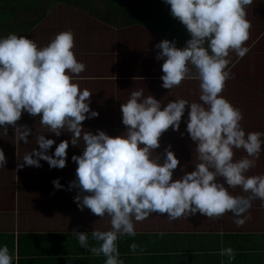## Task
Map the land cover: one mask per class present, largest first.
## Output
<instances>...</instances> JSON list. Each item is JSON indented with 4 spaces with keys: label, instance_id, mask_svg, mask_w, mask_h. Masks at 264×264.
Masks as SVG:
<instances>
[{
    "label": "clouds",
    "instance_id": "1",
    "mask_svg": "<svg viewBox=\"0 0 264 264\" xmlns=\"http://www.w3.org/2000/svg\"><path fill=\"white\" fill-rule=\"evenodd\" d=\"M164 2L191 38L182 49L167 39L155 45L159 50L156 59L164 61L162 87L172 89L186 79L197 80L200 102L179 98L162 108L152 95L132 91L120 106L126 131L115 137L102 130L93 134L82 127L83 121L99 113L90 110L92 93L74 82L83 79L80 74L86 65L74 54V33L70 29L57 33L43 47L15 33L0 38V126L5 130L12 126L17 140L28 143L31 129L17 126L23 111L39 116L41 125L57 137L66 130L73 146L82 139V155L72 156L78 166L69 190L79 188L74 197L78 208L83 211L87 207L100 218L107 215L111 227L91 231L94 246L89 243V233L78 229L71 233L91 255H103L104 264H124L116 243L118 237H134L133 221L142 222L153 213L167 214V219L174 221L197 213L219 219L230 212L237 217L234 223L239 227L251 219L245 214L254 200L259 199L264 206V174L247 175L260 157L264 132L246 133L240 123L241 110L220 95L225 82L234 79L229 54L242 59L249 51L244 46L251 29L246 8L253 0ZM186 105L190 109L186 131L195 144L198 163L194 171L173 180L180 162L171 145L164 149L163 162L153 152L160 147L164 132L170 127L179 130ZM36 143L39 150L26 153L18 169L25 165L40 167V160L51 168L66 166L68 140L55 147L54 155L47 153L55 140L40 135ZM234 149H243L247 155L234 160ZM6 163L0 149V167ZM221 177L223 182H218ZM52 183L55 189L62 188L59 179ZM237 187L248 195L231 194L229 188ZM137 248L136 243L130 245L133 254H137ZM218 255L227 257V264L236 258L231 247H222ZM17 259L7 245L0 247V264H14ZM221 264L226 262L222 259Z\"/></svg>",
    "mask_w": 264,
    "mask_h": 264
},
{
    "label": "crops",
    "instance_id": "2",
    "mask_svg": "<svg viewBox=\"0 0 264 264\" xmlns=\"http://www.w3.org/2000/svg\"><path fill=\"white\" fill-rule=\"evenodd\" d=\"M246 12L251 29L244 46L249 51L242 59L229 54L234 79L225 82L220 95L241 110L240 123L246 133L264 132V0H253ZM12 15L13 20H9ZM69 29L74 33V54L86 65L80 74L83 79L74 82L92 93L90 110L99 113L82 122L85 131L97 134L102 130L112 137L124 133L120 106L132 91L152 95L162 108L179 98L200 102L197 80L186 79L172 89L162 87L164 61L156 59L159 50L155 45L167 39L182 49L191 38L164 0H16L8 5L0 0V38L15 33L43 47L57 33ZM188 111L186 105L179 130L170 127L164 132L160 147L153 152L163 162L164 149L171 145L180 162L173 180L194 171L198 163L195 144L186 131ZM19 125L31 129L28 143L17 140L12 126L7 130L0 126V149L7 161L0 167V247L7 245L10 253L18 255L14 264H104L103 255H91L71 233L73 229L89 233V243L94 246L91 231L111 227L107 215L100 218L87 207L83 211L78 208L74 197L79 188L69 190L78 166L72 156L82 155V139L73 146L66 130L57 137L41 125L39 116L23 111ZM40 135L56 142L48 155H54L61 141H69L63 169L51 168L44 160H40V167L17 168L26 153L39 150L36 137ZM246 155L243 149H234V160ZM260 174H264V145L256 166L247 173ZM56 179L61 189L54 188L52 181ZM229 191L234 196L248 195L240 187ZM248 214L251 219L238 227L234 223L237 217L230 212L219 219L197 213L174 221H169L167 214L153 213L142 222L133 221L134 237H118L120 259L124 264H221L223 259L227 264V257L218 252L231 247L236 252L231 264H264V206L259 199L252 202ZM132 243L138 245L137 254L130 250Z\"/></svg>",
    "mask_w": 264,
    "mask_h": 264
},
{
    "label": "rangeland",
    "instance_id": "3",
    "mask_svg": "<svg viewBox=\"0 0 264 264\" xmlns=\"http://www.w3.org/2000/svg\"><path fill=\"white\" fill-rule=\"evenodd\" d=\"M72 1H74V2L76 1L77 3H82V2H83V0H72ZM81 1H82V2H81ZM5 5H8V3L5 2ZM13 18H14V16L12 15L11 18H10L9 20H13ZM9 22H11V21H8V23H9ZM6 26H8V25H6ZM4 31H7V30L4 29Z\"/></svg>",
    "mask_w": 264,
    "mask_h": 264
},
{
    "label": "trees",
    "instance_id": "4",
    "mask_svg": "<svg viewBox=\"0 0 264 264\" xmlns=\"http://www.w3.org/2000/svg\"><path fill=\"white\" fill-rule=\"evenodd\" d=\"M3 1L8 3L9 1L13 2V1H16V0H3Z\"/></svg>",
    "mask_w": 264,
    "mask_h": 264
}]
</instances>
